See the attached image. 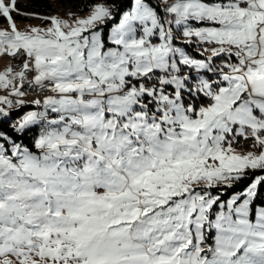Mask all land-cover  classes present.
Masks as SVG:
<instances>
[{
    "label": "snow or ice",
    "instance_id": "obj_1",
    "mask_svg": "<svg viewBox=\"0 0 264 264\" xmlns=\"http://www.w3.org/2000/svg\"><path fill=\"white\" fill-rule=\"evenodd\" d=\"M78 11L0 0V264H264V0Z\"/></svg>",
    "mask_w": 264,
    "mask_h": 264
},
{
    "label": "trees",
    "instance_id": "obj_2",
    "mask_svg": "<svg viewBox=\"0 0 264 264\" xmlns=\"http://www.w3.org/2000/svg\"><path fill=\"white\" fill-rule=\"evenodd\" d=\"M81 0H62V2L60 3H52L50 2V0H20V7L22 9L26 8L28 11H36L39 13H46V14H51L53 11H55V9L57 8H64V9H69L71 8L72 11L77 12V13H82L79 12V6H80ZM16 19H20V20H27L21 16H16ZM29 108V106H25L22 107L19 111L13 110L12 111V117L11 119H15L18 116H21L25 111H27ZM9 122L5 121L3 123V127L5 130H9L8 127ZM36 132V129L33 128L31 129L29 132H27L24 136L25 142H29L31 141V138L33 136V134ZM248 144V143H246ZM239 147V145L237 146ZM244 148V146H243ZM250 182L249 180H242L240 182H238L235 186V188L233 189H229L230 191H235V190H241L244 186H246V184Z\"/></svg>",
    "mask_w": 264,
    "mask_h": 264
},
{
    "label": "rangeland",
    "instance_id": "obj_3",
    "mask_svg": "<svg viewBox=\"0 0 264 264\" xmlns=\"http://www.w3.org/2000/svg\"><path fill=\"white\" fill-rule=\"evenodd\" d=\"M67 11V9H64V8H57V9H55V11H53L51 14H49V15H52V14H57V13H59L60 15H65V12ZM79 15H83L84 13L82 12V13H78ZM15 20H16V23L18 24V26H20L21 28H23L24 26H26V25H41V23H42V21L41 20H39V19H27V20H20V19H16L15 18ZM4 24H5V21L4 20H2V19H0V27H2V26H4ZM15 63V61L14 60H11V58L10 57H8V56H4V57H2V58H0V70H3L5 67H7V65L9 64V63ZM28 110H30V109H28ZM27 110V111H28ZM26 112V111H25ZM24 112V113H25ZM23 113V114H24ZM22 114V115H23ZM21 115V116H22ZM246 143H248V144H246ZM241 145H243L244 146V151H248V150H251L250 149V145H251V141L249 140V141H247V142H245V141H243V140H241ZM235 191H237V190H235ZM232 192H234V191H230V190H227V195H231L232 194ZM225 198H227V197H225Z\"/></svg>",
    "mask_w": 264,
    "mask_h": 264
},
{
    "label": "built area",
    "instance_id": "obj_4",
    "mask_svg": "<svg viewBox=\"0 0 264 264\" xmlns=\"http://www.w3.org/2000/svg\"><path fill=\"white\" fill-rule=\"evenodd\" d=\"M15 63H16V61H15ZM29 99H31V97H29Z\"/></svg>",
    "mask_w": 264,
    "mask_h": 264
}]
</instances>
